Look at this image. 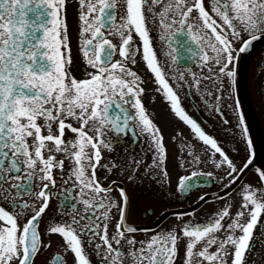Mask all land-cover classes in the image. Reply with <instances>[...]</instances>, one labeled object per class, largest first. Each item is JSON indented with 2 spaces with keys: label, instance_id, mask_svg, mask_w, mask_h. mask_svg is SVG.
Returning <instances> with one entry per match:
<instances>
[{
  "label": "snow or ice",
  "instance_id": "1",
  "mask_svg": "<svg viewBox=\"0 0 264 264\" xmlns=\"http://www.w3.org/2000/svg\"><path fill=\"white\" fill-rule=\"evenodd\" d=\"M68 3L0 0V264H38L53 234L74 253L72 264H258L264 166L244 180L255 163L254 139L229 101L234 62L264 39V0H210V7L206 0H78L84 78L73 72ZM178 34L192 44L183 67L165 51ZM138 54L175 115L190 126L188 135L177 130L173 136L179 159L171 163L163 131L142 100L146 81L133 67ZM182 91L198 94L205 110L226 124L232 122L225 108L233 111L232 131L244 146L242 156L235 149L239 160L186 110ZM110 133L147 138L153 155L145 174L161 188L170 186L173 167L185 170L177 190L186 198L201 186L222 185L197 196L198 203L222 201L219 209L203 222L195 209L192 219L175 211L173 224L137 240L139 227L127 222L126 188L99 174L100 167L112 171L102 165L103 151L115 142ZM144 157L135 161L137 171ZM128 179L134 184L137 177ZM55 261L64 264L59 254Z\"/></svg>",
  "mask_w": 264,
  "mask_h": 264
},
{
  "label": "flooded vegetation",
  "instance_id": "2",
  "mask_svg": "<svg viewBox=\"0 0 264 264\" xmlns=\"http://www.w3.org/2000/svg\"><path fill=\"white\" fill-rule=\"evenodd\" d=\"M206 4L210 7V0H206ZM77 10L78 0H69L68 3V21L71 28V41L73 55L76 57V63L73 65V72L78 78H84L81 69L86 62L82 60V53L77 50L78 31H77ZM137 36V47L142 49V41H139ZM152 35L156 38V47L159 48V37L153 32ZM183 34H178L173 42L172 48H166L165 51L172 55H177L175 45L181 43ZM114 42L119 43V38L116 37ZM161 58L163 54L160 53ZM178 56V55H177ZM115 58H120L116 53ZM138 64L133 66L144 77L147 91L142 94L143 103L146 106L151 118L162 129L165 144L169 152V161L173 157L179 159L177 148L179 141H174L173 136L177 130H181L185 135L190 132V126H187L170 107L169 101L164 97L163 92L158 90L159 86L155 83L153 74L147 69L142 57L137 55ZM181 67L189 63L188 56L183 50L179 55ZM233 67L236 69L235 83L232 85V100L229 103L233 104L237 112H242L245 116V123L249 128V135L254 139V160L255 163L248 169L244 180H252L255 176V169L264 166V39H257L253 42L252 47L239 54V58L234 62ZM152 77V79H149ZM207 83V81H205ZM182 103L202 126L210 134H213L226 148L236 156L235 149L240 148L241 156L243 155V144L240 143V138L232 131V125L236 124V116L229 108H225V113L231 125L226 124L222 117L214 115L205 110L201 97L193 93L192 96L181 92ZM194 97V100H193ZM112 150L105 149L102 155V165H111L112 171L108 172L106 167L99 168L100 175H107L109 183L115 180L119 185L124 186L130 197V204L127 209V222H132L137 225L140 231L134 233L137 240L147 239L154 231H159L176 221L173 212L181 211L188 213L185 219H192V209H195V219L203 222L207 217L216 212L222 201L208 199L205 202H197V196L203 192H216L222 185L219 183L215 187L201 186L196 190L187 194H180L177 190V180L179 174H184L182 168H172L170 177L171 184L168 187L161 188L158 184L151 181L145 174V165L150 163L152 152L147 151V138L131 135H116ZM235 136V138H233ZM199 146L198 141H196ZM145 153V157L139 170H136L135 161L141 158V153ZM241 157L236 156L239 160ZM205 170H212L209 165H201ZM132 174L137 177L135 183L129 181L128 176ZM114 191L118 192V188ZM53 208L57 206L56 198L52 201ZM53 215L52 209L49 210L45 219ZM115 219L113 227L110 231H114ZM51 246L47 247L38 259V264H56L55 257L59 254L64 264H72L74 253L65 252L64 241L60 234L51 236ZM139 246V245H137ZM257 250L261 256H256L258 264H264V247L257 243ZM92 260L95 262V254L92 253Z\"/></svg>",
  "mask_w": 264,
  "mask_h": 264
},
{
  "label": "water",
  "instance_id": "3",
  "mask_svg": "<svg viewBox=\"0 0 264 264\" xmlns=\"http://www.w3.org/2000/svg\"><path fill=\"white\" fill-rule=\"evenodd\" d=\"M187 42H188L190 45H192L191 42L188 41V39H187ZM175 47H176V49H179V46H175Z\"/></svg>",
  "mask_w": 264,
  "mask_h": 264
}]
</instances>
